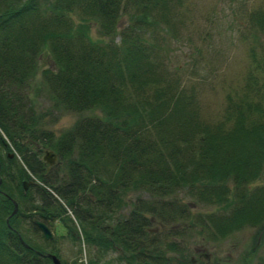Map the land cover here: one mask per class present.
I'll use <instances>...</instances> for the list:
<instances>
[{
	"label": "trees",
	"instance_id": "1",
	"mask_svg": "<svg viewBox=\"0 0 264 264\" xmlns=\"http://www.w3.org/2000/svg\"><path fill=\"white\" fill-rule=\"evenodd\" d=\"M167 2L0 0V264H51L44 248L19 229L17 216L25 217L28 195L17 196L6 183L13 180L22 191L28 171L58 197L42 187L38 211L58 215L72 208L83 239L117 248L128 264H206L192 261L170 226L178 221L190 227L186 218L192 215L201 230L210 225L214 236L246 224H257V232L264 228V182L252 191L246 186L259 171L264 174V9L252 12L246 24L252 66L228 88L218 115L207 119L162 63L166 51L154 35ZM90 25L107 40L90 37ZM40 53L51 59L40 70L47 118L90 111L58 134L43 127L44 113L35 114L28 96ZM35 142L62 160L57 182L54 172L42 174ZM226 177L232 185L224 183ZM117 190L147 196L129 200L125 214L104 222ZM179 191L231 208L193 214ZM68 228L74 229L71 221Z\"/></svg>",
	"mask_w": 264,
	"mask_h": 264
},
{
	"label": "rangeland",
	"instance_id": "2",
	"mask_svg": "<svg viewBox=\"0 0 264 264\" xmlns=\"http://www.w3.org/2000/svg\"><path fill=\"white\" fill-rule=\"evenodd\" d=\"M263 9L264 0H170L162 8L165 15L160 17L162 20H159L154 35L160 38L166 51L162 56V63L168 65L171 78L185 85L186 91L193 95L202 117L213 119L218 115L225 103V93L228 88L236 87L237 83L243 81L248 68L252 66L248 46L253 41L246 24H249L252 12ZM126 21V15H122L120 22ZM88 33L94 40L97 38L107 40V36H102L103 34L101 35L96 29V25H90ZM50 65L49 55L40 53L37 70L28 85V96L35 114L44 113L43 127L58 134L69 128L78 116L88 114L90 111L64 112L55 119L54 116L51 119L47 118L45 111L48 110L49 100L41 89L40 70ZM257 73L259 74L258 71ZM94 111L98 112L97 109ZM31 147L36 150L40 159L43 150L47 149L41 142L31 143ZM56 157L55 163L49 168V176L54 172L57 182L61 179L64 166L62 160ZM16 158L20 160L17 153ZM41 164L43 166V162ZM263 166L264 162L261 167ZM256 175V178L246 185L249 191L264 182L262 171ZM96 182L94 180V183ZM6 183L14 194L19 197L25 196L20 188H15L13 180H8ZM224 183L228 186L232 185L227 177ZM117 191L118 195L112 197L111 210L107 212V216H104V222H111L118 219L121 214H125L130 207L127 204L129 200L135 199L138 195H142L143 198L144 195L147 196L141 191ZM26 193L34 201H30L31 203L42 201L37 199L38 195L32 188ZM177 195L181 201L188 204L187 207L193 214L196 212L218 214L224 212L221 207L231 208V205L226 202L223 204V201L220 203L199 201L196 196L193 198L184 191H179ZM230 198L231 195L228 200ZM18 200L21 205L25 202L23 198ZM114 201L119 202L117 208L113 205ZM66 211L71 217L68 207ZM93 211L98 214L101 207L93 208ZM32 213L30 216L27 214L25 217L17 216L19 229L28 240L41 245L44 252H48V249L53 250L52 253L62 264H88L89 259H95L96 262L92 264H128L117 257V248H104L99 243L95 245L86 242L82 237L80 219L75 214L77 221L73 222V225L78 238L72 239L63 223L55 220L49 221L48 224L52 236L44 238L39 229L34 224L36 228L32 226V218L37 217L34 212ZM186 220L192 223L190 227H182V222L178 221L172 222L170 226L181 234L184 250L193 262L201 260L206 264H264V228L257 232V224H246L232 229L224 236H214L216 233L210 225L203 230L200 229L195 215ZM152 225L156 227V223L153 222Z\"/></svg>",
	"mask_w": 264,
	"mask_h": 264
},
{
	"label": "flooded vegetation",
	"instance_id": "3",
	"mask_svg": "<svg viewBox=\"0 0 264 264\" xmlns=\"http://www.w3.org/2000/svg\"><path fill=\"white\" fill-rule=\"evenodd\" d=\"M45 150H50V151H52L51 149H44L43 150V154L46 152ZM53 153H54V155H55V157L53 158V160H52V162H48V161H46L44 158H42V156H43V154L41 155V161L43 162V172H42V174L43 175H47V174H49V172H50V170H49V168H51L52 167V165L55 163V161H56V154H55V152L54 151H52ZM50 159L52 158V157H49ZM44 162H45V164H44ZM28 171V170H27ZM53 173V172H52ZM33 175H35L34 173H31L30 171H28L27 172V176L26 177H24V178H22L21 179V185H22V193L23 194H25L27 191H28V189H30V188H32L33 190H34V192H36L37 193V195H38V191H41V189H42V187L45 189V190H47L48 192H50L54 197H56L57 199H58V197L56 196V194L52 191V189L51 188H49L47 185H45L41 180H40V178L37 176V175H35V177L33 176ZM48 176V175H47ZM46 176V177H47ZM93 180H94V178H93ZM92 180V181H93ZM29 184V185H28ZM27 186H29V188L27 187ZM28 188V189H27ZM26 195H28L27 193H26ZM47 196V195H46ZM28 198H30L29 197V195H28ZM48 198V197H47ZM37 199H40V197L38 196V198ZM28 200H30V201H32V202H34L33 200H32V198H30V199H28ZM13 201H15V203H16V207H17V202H16V200H14V199H12V202ZM29 201V202H30ZM40 202H38V203H27V206H28V210H27V215H31V214H33L32 212H34L35 213V215L37 216V217H33L32 218V222H33V224L37 227V229H39V231L41 232V234H42V231H41V229H40V227L38 226V224L36 223L37 221L38 222H40V223H42V224H44L46 227H47V229L50 231V234H51V236H52V232H51V230H50V228L48 227V224H49V221H52V220H55V221H61L62 223H63V225L66 227V230H67V234L69 235V237H71L72 239H76V238H78V235H77V232H76V230L75 229H73V228H68L67 229V224L69 223V221H71L72 223L73 222H75V221H77L76 220V218H75V215H74V212H73V209L72 208H70V207H68L69 208V212L71 213V217H70V215L67 213V211H66V207H64L65 208V211H63V212H61V213H58V215H56L55 214V212H51V211H38L37 210V207H38V204H39ZM13 204V203H12ZM26 206V207H27ZM15 212V211H14ZM74 224V223H73ZM43 235V234H42ZM50 236V237H51ZM44 237V236H43ZM49 237V238H50ZM45 238V237H44Z\"/></svg>",
	"mask_w": 264,
	"mask_h": 264
},
{
	"label": "water",
	"instance_id": "4",
	"mask_svg": "<svg viewBox=\"0 0 264 264\" xmlns=\"http://www.w3.org/2000/svg\"><path fill=\"white\" fill-rule=\"evenodd\" d=\"M46 152L43 154L42 158H44L46 161L48 162H52L53 158L55 157L54 153L50 150H45ZM49 157H52L51 159ZM13 203V208H12V213L15 211L16 209V203L15 201L12 202ZM38 224V226L40 227L42 234L45 238H49L51 236L50 231L47 229V227L40 223V222H36ZM45 255L48 256L50 258L51 264H62L59 260V258L52 252H45Z\"/></svg>",
	"mask_w": 264,
	"mask_h": 264
}]
</instances>
